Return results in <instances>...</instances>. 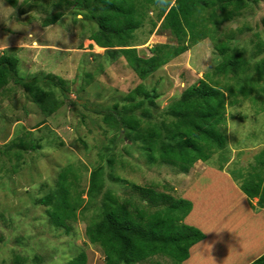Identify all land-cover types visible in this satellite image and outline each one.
I'll return each instance as SVG.
<instances>
[{"label":"rangeland","instance_id":"1","mask_svg":"<svg viewBox=\"0 0 264 264\" xmlns=\"http://www.w3.org/2000/svg\"><path fill=\"white\" fill-rule=\"evenodd\" d=\"M58 2L16 0L11 7L0 0V55L18 60L20 77L49 73L60 77L70 99L63 101L55 91L60 107L45 116L19 86L9 83L0 93V264H67L81 253L86 264H104L102 249L88 241L85 230L102 216L107 192L121 204L126 200L154 211L167 204L149 205L136 187L191 205L195 198L200 204L201 196L196 194L207 189L196 211L209 212L206 224L212 227L216 214L227 213L228 204L236 201L232 184L227 185L221 176L230 178L240 190L249 177L264 175L257 162L264 151V75L257 72L258 63L264 61V0H248L236 18L217 27L213 39L201 40L145 80L127 65L118 52L121 48L100 50L89 39L99 27L84 9ZM158 6L146 8L147 19L135 32L132 48L140 57L149 56L153 45L174 43L160 28L155 16ZM57 12L63 17L43 27L42 22ZM228 54L242 55V69L237 74H214ZM201 80L224 93V123L219 129L226 136L225 147L214 151L209 160L197 161L188 172L151 161L144 136L157 126L164 136L174 120L167 113L169 105ZM139 86L148 98L136 92ZM243 87L248 94L242 93ZM83 104L111 109L124 117L134 115L139 125L131 129L126 122L106 124ZM69 167L76 176H68L70 199L79 196L81 203L74 219H65L59 226L51 212L61 196L59 176ZM97 168L103 170L102 189L89 198L90 174ZM46 197L50 202L41 203ZM251 202L257 206L258 199ZM184 223L195 226L190 220ZM248 223L245 217L239 225ZM135 264L178 263L156 255Z\"/></svg>","mask_w":264,"mask_h":264},{"label":"trees","instance_id":"2","mask_svg":"<svg viewBox=\"0 0 264 264\" xmlns=\"http://www.w3.org/2000/svg\"><path fill=\"white\" fill-rule=\"evenodd\" d=\"M248 0H59L58 5L77 6L96 20L99 31L90 36L97 47L121 48L118 52L136 76L145 80L171 60L187 52L191 47L208 37L213 39L217 27L236 18L247 7ZM258 2L260 0H254ZM16 6V0H6ZM159 5L155 15L161 21L162 31L169 33L174 43L156 44L150 47V55L140 57L132 48L135 32L147 19L146 8ZM63 14L57 12L42 22L43 27L56 24ZM208 25L212 26V31ZM244 59L241 54H228L214 69V74L236 73L242 69ZM18 60L2 53L0 55V93L9 84L19 86L31 98L45 116L52 115L60 104L54 92L58 91L63 101H70L66 82L53 74L35 75L31 78L20 77L17 73ZM259 76L264 75V61L257 65ZM237 74V73H236ZM244 95L249 93L241 88ZM136 92L145 98L149 94L143 86ZM231 95L234 93L230 91ZM223 91L205 80L188 87L180 98L169 105L167 113L174 118L162 135L160 126L150 129L145 143L148 158L177 167L185 172L197 162L209 160L216 150L226 145V136L219 126L224 123ZM83 107L96 115H101L106 124L113 120L118 124H128L131 129L139 125V120L130 115L124 117L111 109ZM165 137V138H163ZM259 168H264V151L258 156ZM260 171V170H258ZM102 168L90 174L88 196H96L102 189ZM68 176L76 178L71 167L59 176L61 196L56 201L51 217L56 225H64L65 219H74L75 210L80 206L79 196L70 199ZM250 176V175H249ZM239 188L251 201L257 198V206L264 207V178L253 175ZM237 181L236 178L233 177ZM149 205L158 201L167 205L154 211H147L141 204L124 200L119 203L111 193L103 197V211L98 220L90 223L85 230L91 244L98 245L103 251L104 264H135L156 256L164 255L178 264L189 257L192 246L204 240V234L197 228L184 223L192 209L189 201L174 199L166 194H156L151 189L138 188ZM73 201V203L71 202ZM41 203H49L50 198ZM67 264H86V256L81 253ZM250 264H264V254Z\"/></svg>","mask_w":264,"mask_h":264},{"label":"crops","instance_id":"3","mask_svg":"<svg viewBox=\"0 0 264 264\" xmlns=\"http://www.w3.org/2000/svg\"><path fill=\"white\" fill-rule=\"evenodd\" d=\"M223 178L227 185L232 184L230 190L234 191L233 199L236 201L228 204L227 213L216 214V223L210 227L206 224L210 213L196 211V207L203 204L208 190L202 189L196 194L201 196L202 202L197 203L195 198L185 220H190L195 225L193 227L199 229L205 238L190 248L189 257L182 264H250L264 254V207L258 208L230 178L221 176L220 179ZM245 217L248 225L240 226ZM240 241L242 247L239 245ZM226 250L231 252L226 254Z\"/></svg>","mask_w":264,"mask_h":264},{"label":"bare ground","instance_id":"4","mask_svg":"<svg viewBox=\"0 0 264 264\" xmlns=\"http://www.w3.org/2000/svg\"><path fill=\"white\" fill-rule=\"evenodd\" d=\"M97 48L100 49V50L102 49V48H100V47H97Z\"/></svg>","mask_w":264,"mask_h":264}]
</instances>
